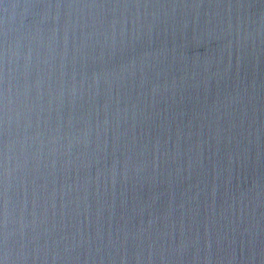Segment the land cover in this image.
<instances>
[{"label":"clouds","instance_id":"9594fccd","mask_svg":"<svg viewBox=\"0 0 264 264\" xmlns=\"http://www.w3.org/2000/svg\"><path fill=\"white\" fill-rule=\"evenodd\" d=\"M0 264H264V0H0Z\"/></svg>","mask_w":264,"mask_h":264},{"label":"water","instance_id":"95a60500","mask_svg":"<svg viewBox=\"0 0 264 264\" xmlns=\"http://www.w3.org/2000/svg\"><path fill=\"white\" fill-rule=\"evenodd\" d=\"M200 51H201V52H203V51H204V49H203V48H201V49H200Z\"/></svg>","mask_w":264,"mask_h":264}]
</instances>
